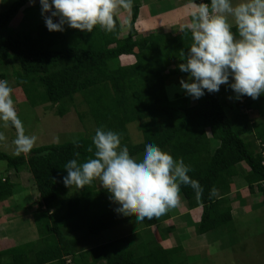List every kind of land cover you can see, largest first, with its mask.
I'll use <instances>...</instances> for the list:
<instances>
[{
	"label": "trees",
	"instance_id": "obj_1",
	"mask_svg": "<svg viewBox=\"0 0 264 264\" xmlns=\"http://www.w3.org/2000/svg\"><path fill=\"white\" fill-rule=\"evenodd\" d=\"M25 2L13 0L0 9V79L13 78L29 104L55 107L59 117L73 108L81 118L78 109L87 108L90 132L15 156L0 151L5 171L18 175L25 169L30 174L36 196L24 210L35 206L37 233L33 242L0 249V264H192L199 257L198 252L189 254L181 235L176 236L167 212L139 221L130 234L95 246L79 245L82 230L94 235L135 220L134 214L116 213L119 205L95 180L79 189V196L59 198L67 189L64 165L74 153L80 163L94 157L91 138L98 127L118 133L132 157L138 158L144 142L151 141L191 167L188 175L203 190L197 196L182 185L180 196L186 209L201 208L193 228L199 238L205 236L212 244L223 239L235 209L250 204V195H259L264 205V95L236 100L226 85L196 100L184 91L172 98L165 93L169 78L187 77L177 67L192 42L186 27L171 33L166 13L157 10V31L143 33L136 25L139 2L132 0L129 19L120 22L114 16L112 31L96 26L87 33L65 25L63 32H49L44 21H24L8 31ZM225 94L234 100L232 105H226ZM254 110L259 118L248 113ZM132 122L142 136L137 143L129 142L127 125ZM235 177L243 181L242 188L233 189ZM14 187L8 174L0 177V203L9 200ZM168 237L175 240L169 247L163 242Z\"/></svg>",
	"mask_w": 264,
	"mask_h": 264
},
{
	"label": "clouds",
	"instance_id": "obj_2",
	"mask_svg": "<svg viewBox=\"0 0 264 264\" xmlns=\"http://www.w3.org/2000/svg\"><path fill=\"white\" fill-rule=\"evenodd\" d=\"M33 2L30 0V5ZM131 4L132 0H39L49 32H63L65 25L87 33L96 26L112 31L117 10ZM186 28L192 42L177 67L187 74L179 80L187 96L196 100L205 91L218 92L221 85L231 89L236 100L244 96L256 100L264 95V0L200 3ZM12 93L9 82L0 79V122L16 129L13 143L17 153H28L36 138L25 134ZM91 139L94 157L80 163L79 153H74L63 167L67 174L62 182L66 188L79 190L99 179L110 201L119 205L115 209L118 214H134L137 222L152 219L178 204L182 185L197 196L203 190L188 175L192 169L182 158L174 159L154 142L145 141L142 153L134 158L116 132L98 127ZM4 140L0 132V142Z\"/></svg>",
	"mask_w": 264,
	"mask_h": 264
},
{
	"label": "rangeland",
	"instance_id": "obj_3",
	"mask_svg": "<svg viewBox=\"0 0 264 264\" xmlns=\"http://www.w3.org/2000/svg\"><path fill=\"white\" fill-rule=\"evenodd\" d=\"M12 1L13 0H3V2H0V9L6 8ZM176 3L177 2L173 0V5ZM122 12L124 13L126 11ZM23 14L25 16H23ZM187 14H189V16H187ZM191 14V11L186 12L187 20L188 18L191 19ZM116 18H120L119 14L116 15ZM167 19L170 20V16H167ZM24 21L29 24L43 21L40 14L39 0H34L31 5L30 0H26L25 4L18 10L16 17L10 22L7 30L11 31L12 29H16L19 25L25 23ZM150 31H152V29H150ZM233 31L235 30L233 29ZM124 33L125 32H122V34ZM186 78L187 77H182L181 79ZM169 79L170 80H168L165 85V93L168 98H172L176 93H182L183 90L179 86L180 79L177 80L174 77ZM10 80H12L11 83H13L14 79L11 78L7 81L10 83ZM15 82L17 83V80ZM222 86L224 87L225 85ZM10 87L13 89L12 98L14 100V106L19 119L22 121L25 134L36 138L33 147L77 140L85 136L86 132H90V121H88L87 108L82 109L78 107L80 109H78V112L84 115V117L81 116V118L78 117L73 108H70L65 115L59 117L53 112L55 107L38 103L31 105L25 100L23 91L17 84L13 83ZM224 97L226 105H232L234 103L230 95ZM190 102H192V99L189 100V103ZM262 104L264 105V103ZM260 111V113L264 115V106ZM248 113L251 117L259 118L255 110ZM0 132L5 136V140L0 142V151L11 156L24 154L17 153L16 146L13 143L17 134L14 127H4L2 122H0ZM127 132L130 139L129 142L131 143H137L142 138L141 133L136 129L135 122L127 125ZM5 169V161L0 160V177L8 174L10 180L15 183V187L9 200L0 203V213H3V209H7L11 206L9 210H14L19 215L12 219V223L3 234L14 242H20L25 239L28 240L31 232L34 231V224L31 218H25V216L27 213H32L33 208L31 207L27 210H24V208L27 205L33 204L36 196L35 188L30 185V174L26 172L25 169L19 172L18 175L12 171L7 172ZM95 183L98 189L105 190L100 186L99 179H95ZM242 187L243 181L235 177L233 179V189ZM109 195L110 194L107 193L105 194L106 197H109ZM76 196H79V190L73 187L72 189L67 188L62 191L59 198L60 200H68ZM179 199L181 201L179 200L175 207L166 211L168 215L171 213L174 215V212L180 213L185 210L182 201L183 198L179 196ZM260 200L261 197L259 195H250V204H247L246 207L241 205L240 208H236L235 210L237 211L234 213L235 216L233 221L229 224V231L223 239L218 241L215 240L213 244L210 243L209 239L205 236H201L200 238L197 237L194 230L188 228V236H186L189 237L188 240H184L186 237L181 236L184 240V246H187L190 252L189 254L196 252L200 253L198 258L193 259L192 264H264V205L259 203L261 202ZM178 224L181 226L182 223L177 222V228H179ZM138 227H140V222L134 220L116 224L94 235L88 234L86 230H82L78 234L79 245L85 246L87 242L86 246H95L108 240L135 232ZM170 239L172 240L171 243L175 241L173 237ZM222 242L223 244L221 245ZM6 243H8V241H3L4 245Z\"/></svg>",
	"mask_w": 264,
	"mask_h": 264
},
{
	"label": "crops",
	"instance_id": "obj_4",
	"mask_svg": "<svg viewBox=\"0 0 264 264\" xmlns=\"http://www.w3.org/2000/svg\"><path fill=\"white\" fill-rule=\"evenodd\" d=\"M177 2L175 5H173V0H138L139 2V8H138V15L136 19V25L138 26V29L141 30V32L146 33L150 32V29L152 31H155L158 29V22L159 19L155 18L156 14L158 13L157 10H161V12H165L166 22L168 26V31L171 33H176L180 31L183 27L189 23L191 19L188 18L189 14L186 16L187 11H191L192 13L196 11L197 6L193 3L192 0H174ZM121 10V11H120ZM126 11V12H122ZM120 16V18H117L120 22H126L127 19H129L130 15V9H118L116 15ZM127 14V15H126ZM167 16H170V20L167 19ZM146 19V20H145ZM145 20V21H144ZM14 183V182H13ZM10 207L7 209H3V213H0V249H4L9 246L17 245V244H23L28 242H33L37 239V233L36 229L33 225L34 231L31 232V235L29 236L28 240L25 239L20 242H14L12 239H9L6 235L3 233L8 229L9 225L12 223V219L16 218L19 214L13 210H9ZM32 213H27L25 218H31L33 223V211L35 209V206H32ZM200 207L193 208V209H186L183 211H179L180 213L174 212L169 214V224L173 225L174 231L177 235H183L186 237L185 232L189 231V229H193L198 221V217L200 214ZM191 221V222H190ZM181 222V226L178 224L179 228H177L176 223ZM190 222V223H189ZM34 224V223H33ZM162 226L158 225V228ZM188 236V235H187ZM172 237H168V239H165L163 242L169 247L171 246V239ZM186 237L185 239H187ZM184 239V240H185ZM3 241H8L5 245L3 244Z\"/></svg>",
	"mask_w": 264,
	"mask_h": 264
},
{
	"label": "built area",
	"instance_id": "obj_5",
	"mask_svg": "<svg viewBox=\"0 0 264 264\" xmlns=\"http://www.w3.org/2000/svg\"><path fill=\"white\" fill-rule=\"evenodd\" d=\"M198 1V6L200 3H206L204 0H197Z\"/></svg>",
	"mask_w": 264,
	"mask_h": 264
}]
</instances>
